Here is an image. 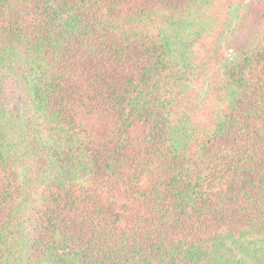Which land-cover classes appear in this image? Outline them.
Here are the masks:
<instances>
[{"label": "trees", "instance_id": "1", "mask_svg": "<svg viewBox=\"0 0 264 264\" xmlns=\"http://www.w3.org/2000/svg\"><path fill=\"white\" fill-rule=\"evenodd\" d=\"M0 182V264H264V0H0Z\"/></svg>", "mask_w": 264, "mask_h": 264}, {"label": "rangeland", "instance_id": "2", "mask_svg": "<svg viewBox=\"0 0 264 264\" xmlns=\"http://www.w3.org/2000/svg\"><path fill=\"white\" fill-rule=\"evenodd\" d=\"M80 120L83 122V125L91 130L94 136L98 139H103L108 131L110 125L112 126L114 118L105 111L93 110L90 112L83 111L80 116ZM133 135V136H131ZM129 137V141H136L143 137L144 133L142 130L138 134L137 131L132 130ZM3 184L0 182V189H2ZM2 215V213H1Z\"/></svg>", "mask_w": 264, "mask_h": 264}]
</instances>
